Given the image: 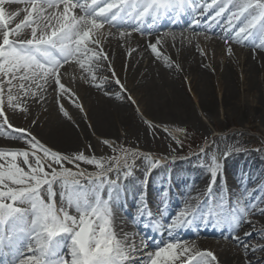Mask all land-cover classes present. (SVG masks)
I'll return each instance as SVG.
<instances>
[{
	"label": "snow or ice",
	"instance_id": "1",
	"mask_svg": "<svg viewBox=\"0 0 264 264\" xmlns=\"http://www.w3.org/2000/svg\"><path fill=\"white\" fill-rule=\"evenodd\" d=\"M13 5L23 7L11 10ZM213 9L209 23H219L228 13L226 30L236 29L233 42L254 34L264 37V0H204L202 4L200 0H0V140L6 141L0 145V257H11L0 259V264H145V260L147 264H219L212 251L182 240H170L156 245L154 251H145L147 244L138 248L128 233H117L114 217L120 206L121 182L141 170L138 159L148 165L146 176L161 166V159L139 148L118 146L109 138H100L98 143L114 155H95L91 143L85 150L62 152L33 132L39 124L33 108L47 105L50 95L54 94L59 113L74 121L62 101L87 115L75 90L78 82L97 89L114 84L119 89L117 98L136 105L137 115L152 135L162 128L169 139L183 147L172 130L140 111L103 50V30L106 24L121 27L117 22L125 17L137 21L150 17L155 23L161 17L189 10L199 12L202 18ZM192 23L198 25L200 19L194 17ZM129 35L131 32H119L121 39ZM224 40L228 43V37ZM160 44V37L149 42L153 57L162 59L169 69L182 70L160 51ZM255 47L264 49V39ZM231 52L229 46L226 54ZM70 63L80 69L71 86L62 82L61 71ZM103 65H107L109 76H98ZM104 95L109 93L104 91ZM17 117L28 121V126L14 124ZM177 131L186 134V129ZM200 154H205L204 148ZM230 154L225 150L223 159ZM211 159L205 199L190 197L196 203L185 202L167 230L171 233L202 224H215L221 231L230 229L229 239L243 249V264H264V257L257 256L264 253V243L251 242L258 223L252 217H264V197L257 202L254 193L258 189L247 187L242 192L225 193L223 188L218 194L214 192L223 166L217 156ZM82 164L95 171L81 168ZM224 207L229 209L227 213L215 210ZM143 210L155 220L146 202ZM245 225L252 230L241 236L239 231ZM259 236L264 241V229L259 230Z\"/></svg>",
	"mask_w": 264,
	"mask_h": 264
},
{
	"label": "bare ground",
	"instance_id": "2",
	"mask_svg": "<svg viewBox=\"0 0 264 264\" xmlns=\"http://www.w3.org/2000/svg\"><path fill=\"white\" fill-rule=\"evenodd\" d=\"M15 8L16 6L13 5L11 10H15ZM225 15H228V13H225ZM119 32L113 31V33H108L104 36L103 50L109 54L112 65L124 70L121 73L126 74V77L122 75L121 80L125 83L128 90L141 94L142 112L151 120L164 125H172L178 120L193 118L183 89V77L185 76L191 81V92L194 98L196 97L201 110L206 112V114L213 110L212 83L217 82L221 86L223 91L222 99L224 102H229L237 86L235 71L239 68V65L242 66H240L243 72L242 80L246 88L256 89L258 88L257 84L259 86L258 95H260V98L257 101L256 108L264 118V51L259 56H255L249 51L240 48L239 43L236 44L237 42H234L235 44L230 45L232 49L231 58L222 62L216 60L213 55V53H219L223 49V47L220 48L222 35L216 30H210L207 34L199 36L182 28V31L159 32L141 38L137 34H131L124 39L119 37ZM173 36L175 39H173ZM157 37L161 38V44L158 45L160 51L165 56H170L182 70L169 69L165 66L162 59L157 60L153 57L147 46L149 42L154 43ZM255 42L254 37L252 43ZM259 43L260 41L257 42V44ZM201 50L205 52L204 55H201ZM70 64L64 65L62 69L69 68ZM99 73L98 76H107L106 72ZM118 76L120 75L118 74ZM85 86L84 83H81L80 98H82L85 105L87 115L80 116L76 113V116L72 115L74 121L57 117L59 113L54 102V94L48 97L49 102L47 105L43 107L34 106L33 116L39 118V124L33 129V132L46 145L56 150L65 151L68 148L76 149L88 144V133L86 132L85 123L82 121L84 118H87L88 122H90L89 125H92L90 126L91 133L109 138L116 135L118 127L125 126L131 123L130 121H133L128 109L122 110L120 108L113 111L108 101L96 96L94 93L96 90H93L94 87L90 88L92 89L90 92L85 89ZM105 88L108 89L107 92L114 102L126 105L127 100L124 97L117 98L119 96L117 88L112 87V84L105 85ZM99 90L103 91V89ZM45 108H47L46 111ZM19 122H21L20 124L23 127L28 126V121L23 118L17 117L13 119V123L18 126H20V124H17ZM251 158L253 157L229 156L227 159L232 161V167H235L237 175L239 174L236 184L237 189L242 190L245 187L249 189L256 188L258 191L254 193V197H264V190H259L264 189V181H260L264 176V155L258 157L255 160L256 162L250 160ZM243 162H246L247 165L245 166ZM181 163L184 164L183 167L170 168L168 166V168H163L160 166L153 170L152 175H150L151 183L147 187L150 190H154L162 186V177L166 173L174 177L175 172H178V170L184 171L187 168L188 170L190 169L189 177H194L192 173L197 175L201 172L196 168L197 166L193 167L189 161H182ZM138 174H134V177L129 178L127 181H122V185L138 186L136 180ZM153 180L154 182H152ZM218 183L219 176L215 182L214 189L216 191L221 189ZM203 186L204 184L194 186L192 190L203 189L204 191ZM183 205L180 204V207L182 208ZM177 213L174 212V215ZM252 219L258 221L256 226L261 224L264 227V217H252ZM128 225L127 221L114 217V227L117 233L120 235L128 233L130 237L134 238L137 245L138 232L131 230ZM242 230H244V227ZM185 231L186 229H183L180 235H185L183 233ZM230 231V229L221 231V229L216 228L200 229V235L196 236V238L180 240L189 244L193 243L199 249L212 251L217 256L219 264H243L244 256L240 255L236 249L230 251L223 246ZM251 258L254 260L256 257ZM145 264H147L146 260Z\"/></svg>",
	"mask_w": 264,
	"mask_h": 264
},
{
	"label": "rangeland",
	"instance_id": "3",
	"mask_svg": "<svg viewBox=\"0 0 264 264\" xmlns=\"http://www.w3.org/2000/svg\"><path fill=\"white\" fill-rule=\"evenodd\" d=\"M204 0H200V3L202 4ZM16 7H22L23 5H14ZM215 9L210 11L206 18L213 15ZM199 13V12H195ZM226 16L221 18V21L219 22V30H222L223 32L226 30ZM205 18V19H206ZM239 25H237V28ZM124 30L126 32H131V34H137L134 29L127 28V27H112L111 25H105L104 33L105 35L108 33H113V31H121ZM188 30V29H187ZM190 31V30H189ZM236 29H232L230 32V36L228 37V43H225L224 38L221 39L220 48L223 47L222 51L219 53H216L214 55L215 59L218 61H226L228 58H231L230 54H226V50L228 46L231 44H235L232 39L235 35ZM149 33V34H140L138 35L141 37H147L151 36L155 33ZM169 32V31H167ZM195 33L199 36L203 34V32L198 30H192L190 33ZM256 42L252 43V40L254 39ZM261 39H264L260 34H254L253 36L248 37L247 39H241V42L238 44L240 48H243L247 51H249L252 55L259 56L264 49H260L255 47L257 45V42ZM248 40V43L247 41ZM250 40V42H249ZM204 52V51H203ZM205 53V52H204ZM173 61V60H172ZM114 66V65H113ZM241 65H239V68L236 69L235 73L237 76V86L234 90V94L232 96V99L229 102H224L222 99V89L217 82L212 83V94H213V110L210 111L208 114L206 112H203L198 104V101L196 100V97L194 98L192 91V83L189 80L187 76L183 77V89L185 91V97L187 98L190 110L192 111L193 118L187 119V120H178L176 123L172 125H164L160 124L158 122H155L157 125H161L163 127H167L168 129L172 130V135L177 136L182 142L183 147H178L176 143H174L167 135H165L162 128H158L155 135H152L150 130L147 128V126L142 123L141 119L137 115L135 108L136 105H132L130 103H126V105L122 103H116L114 102L109 95H104L103 92L107 91L108 89L105 88L103 91H100L97 88H93L94 93L98 97L104 98V100L109 102V106H111L112 110H118V109H128L131 113V118L133 121H130L131 123L118 127L117 133L114 137H106L103 135H99L96 133H91L90 129V122H88L87 118L82 119L84 121L86 126V132L88 133V143H91L96 151L95 155H114L115 153H112L111 150H106L101 147V145L98 143V140L100 138H109L110 140H116L118 146H128V147H135L139 148L142 152L146 154H151L154 159H161V166L163 168H168V166L171 167H183L184 164L181 163L182 161H189L192 166H197L196 168L201 171L199 174H194V177H189L190 169L188 170L185 168L184 171L175 172L174 177L169 175V173H166L163 177V184H169L171 186V190L174 191V194L177 197V203L172 205L173 211H180V204H185V202H191L196 203L195 200H190V197H195L203 193V189L200 190H192L194 186L202 185L204 186V191H206L207 186L211 180V177L208 173V167L212 163V157L215 155L220 159V162L223 166V175L219 176V188H223L225 193L235 192V191H243L237 189V178L239 174L237 175L235 171V167H232L231 163L232 161L224 160L223 159V152L225 150H228L231 154L229 156H239L244 158L253 157L250 160L255 161L258 157H262L264 155V118L262 117L261 113L257 111V101L260 98L258 95L259 86L257 84L256 89H248L245 86L243 78V72L242 68H240ZM242 67V66H241ZM117 75L119 74L120 79L123 77H126L123 72L124 70H120L117 66H114ZM64 73V79L62 82L68 84L71 86L70 82L73 80V78L79 77L80 69L78 65L71 63L69 68H64L61 70ZM102 72H106L107 76H109V72L107 71V65H104V70ZM100 74V73H98ZM68 80H66V78ZM105 77V76H102ZM122 81V80H121ZM81 83L78 82L75 86V90L79 97H81ZM219 83V82H218ZM260 85V84H259ZM112 87L117 88L114 84H112ZM91 87L85 86V89L87 91H90ZM118 92L119 89L117 88ZM132 96L136 99L137 105L139 106L140 111L142 112L143 104H141V94L138 92H131ZM126 99V98H125ZM80 101L83 104V107L85 109V105L82 101V98H80ZM64 103L65 108L68 109L71 115H75L78 113V115L84 116L83 113L79 112L75 108L74 105L70 104L67 100L62 101ZM59 113V111H58ZM76 116V115H75ZM147 119L151 120L148 116L144 115ZM58 118H65L61 113L57 116ZM66 119V118H65ZM22 122V121H21ZM21 122L17 123L20 124ZM22 124H20L21 126ZM92 126V125H91ZM177 129H186V134L181 133L177 131ZM85 132V133H86ZM6 142L0 141V145L4 144ZM80 145V144H79ZM53 148V147H52ZM201 148L205 149V154L201 155L200 150ZM172 149H175V151H172ZM233 149H236L233 151ZM76 150H85L84 146H80L79 148H68L67 150H61L62 152H74ZM121 155H123L121 153ZM228 156V157H229ZM256 162V161H255ZM245 166L247 165L246 162ZM137 165L141 166V170L135 171L134 174H138L136 176L137 185L136 187H132L131 185H122L121 182V188L122 192L121 194H129L128 192L132 193L135 197V201H140L144 199V196L148 197L149 192L146 193L145 187L151 183L150 175H152V171L150 170V175L144 174V168H147L148 165L146 162H143L141 160L136 161ZM251 164V163H250ZM203 165V167L201 166ZM253 167L254 164H252ZM71 167V165H69ZM81 168L86 169L87 171H95L93 167H90L88 165L82 164ZM201 169V170H200ZM259 169V168H258ZM75 171V169H73ZM261 170V169H260ZM191 172H193L191 170ZM264 172V171H263ZM187 175V177H185ZM176 176V177H175ZM172 177V178H171ZM115 178V177H113ZM226 178V183H225ZM261 182L264 181V176L260 180ZM154 182V180L152 181ZM260 182V183H261ZM259 183V184H260ZM258 184V185H259ZM257 185V186H258ZM248 188V187H247ZM216 191L214 189V192L217 194L221 191ZM147 190V189H146ZM143 193V195H142ZM130 195V194H129ZM186 198V199H184ZM257 198V202H259V197ZM203 197H200V200H202ZM264 206V205H262ZM218 212H228L229 209L227 207L224 208H216L215 209ZM264 229V227L261 224H258L256 226V231H254V236L251 240L252 243L261 242L264 243V241H260L259 236V230ZM252 230L249 226H244V230L242 228L239 231V235L243 236L245 231ZM231 234H229L230 237ZM193 244V243H191ZM225 249H228L230 251L237 250V252L244 256L243 249L238 247L237 245L233 244L231 239L228 238L226 243L223 244ZM258 256L264 257V253H257ZM256 259V258H255ZM254 259V260H255Z\"/></svg>",
	"mask_w": 264,
	"mask_h": 264
}]
</instances>
